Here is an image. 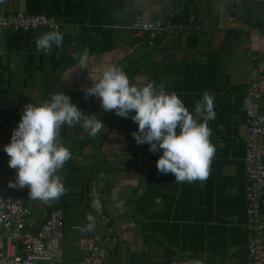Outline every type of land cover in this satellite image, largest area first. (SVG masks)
Masks as SVG:
<instances>
[{
    "label": "crops",
    "instance_id": "obj_1",
    "mask_svg": "<svg viewBox=\"0 0 264 264\" xmlns=\"http://www.w3.org/2000/svg\"><path fill=\"white\" fill-rule=\"evenodd\" d=\"M52 16L63 44L53 54L37 52L35 40L48 29L0 30V189L15 180L4 146L10 143L26 103L40 104L62 91L106 131L95 137L80 124L63 126L61 142L72 158L60 171L67 192L59 201L29 198L27 229L36 231L53 209L62 213L61 256L54 264H79L87 245L106 250V264H246L244 171L247 89L264 91V3L250 0H4L0 13ZM171 29L161 36L137 34L134 16ZM93 48L87 66L82 44ZM215 58L207 62L210 56ZM215 60V61H214ZM211 63L213 69L208 72ZM109 64L122 68L130 84H164L194 114L205 92L214 96L216 118L208 122L215 154L205 181L175 182L131 136L128 118L105 111L84 89ZM201 66L197 67L191 66ZM204 64L206 66H204ZM137 131V129H136ZM264 158V141L259 142ZM117 199H113V192ZM99 199L100 208L90 207ZM159 201V202H158ZM91 214L96 228L82 232ZM102 217L105 219L103 220ZM264 222V197L261 202ZM109 230H111L109 232ZM117 241L111 245V237ZM20 254V249L16 247Z\"/></svg>",
    "mask_w": 264,
    "mask_h": 264
},
{
    "label": "clouds",
    "instance_id": "obj_2",
    "mask_svg": "<svg viewBox=\"0 0 264 264\" xmlns=\"http://www.w3.org/2000/svg\"><path fill=\"white\" fill-rule=\"evenodd\" d=\"M4 0H0L3 3ZM63 34L57 29L47 31L35 40L37 52L44 56L53 54V46L61 47ZM88 49H84L79 63L87 66ZM87 96L100 99L105 111L130 118L137 123L131 133L137 145L148 144L150 152L162 150L156 168L162 174H173L175 182L205 181L215 154L210 141L212 130L208 122L216 118L214 96L205 92L197 103L194 114L190 112L175 92H166L164 84L148 82L142 87L130 84L127 74L117 65L109 64L101 77L91 87L84 89ZM80 124L91 137L106 131L100 119L85 115L62 91L53 93L40 104L26 103L17 127L12 131L10 143L4 146L8 166L16 170L12 188L29 189V198L45 203L59 201L67 192L60 175L65 163L72 158L70 150L61 142L63 126ZM113 199H117L114 191ZM159 202V201H158ZM90 207L100 208L99 199ZM88 223L82 232L96 228V220L86 216Z\"/></svg>",
    "mask_w": 264,
    "mask_h": 264
},
{
    "label": "built area",
    "instance_id": "obj_3",
    "mask_svg": "<svg viewBox=\"0 0 264 264\" xmlns=\"http://www.w3.org/2000/svg\"><path fill=\"white\" fill-rule=\"evenodd\" d=\"M250 1L264 3V0ZM7 28L24 31L45 28L52 31L59 30L60 23L56 18L44 14L16 12L6 16L0 13V30ZM130 29L137 34L150 32L161 36L171 27L144 23L139 15H135ZM244 118L246 264H264V223L260 213L264 196V158L259 148V142L264 141V91L256 83H251L247 89ZM23 195V188L0 189V264H54L61 256L62 213L59 209L50 210L41 226L32 232L27 229L30 210L24 205ZM116 241L117 238L112 235L110 244L114 245ZM16 247L20 249V254L16 252ZM105 257L104 248L90 243L87 254L79 264H106Z\"/></svg>",
    "mask_w": 264,
    "mask_h": 264
},
{
    "label": "trees",
    "instance_id": "obj_4",
    "mask_svg": "<svg viewBox=\"0 0 264 264\" xmlns=\"http://www.w3.org/2000/svg\"><path fill=\"white\" fill-rule=\"evenodd\" d=\"M102 1V0H101ZM89 46V44H87L86 42H84L83 44H82V46H81V50H82V53H83V51H84V49H88V51L89 52H91V50L93 49V48H91V47H88ZM216 56H213V55H210L208 58H207V62H209V60H211V59H213V58H215ZM211 58V59H210ZM215 61V60H214ZM194 64H192L191 66H193ZM207 65V64H206ZM205 64H204V66H206ZM193 67H197V69H199V67H201V66H193ZM207 69H208V72L211 70V69H213V66H211V63H209V65H208V67H207ZM128 78H129V81H131V78H134V75H129L128 76ZM135 113H134V111H133V113H132V115H134ZM136 129H137V123L136 122H134L133 121V124H132V131L134 132V131H136ZM264 197V196H263ZM262 202V201H261ZM260 213H261V206H260ZM261 221H262V223H264L263 222V220H262V218H261Z\"/></svg>",
    "mask_w": 264,
    "mask_h": 264
}]
</instances>
